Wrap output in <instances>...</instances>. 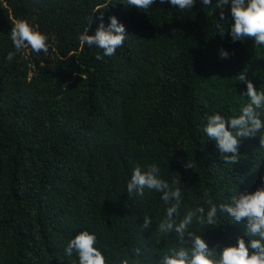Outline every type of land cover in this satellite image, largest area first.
<instances>
[{
    "label": "trees",
    "instance_id": "16d2710c",
    "mask_svg": "<svg viewBox=\"0 0 264 264\" xmlns=\"http://www.w3.org/2000/svg\"><path fill=\"white\" fill-rule=\"evenodd\" d=\"M212 2L180 11L156 0L139 11L127 0H0V264H73L64 250L84 229L109 259L141 247L151 264L176 246L156 231L160 193L127 192L137 165L155 163L163 179L179 181L181 214L264 184L258 136L241 138L231 165L203 132L206 116H236L248 102L240 73L264 90V46L221 36L217 24L229 21ZM224 11L230 20V5ZM113 15L127 34L116 54L81 49L79 35ZM18 19L48 36L47 54L28 48L7 60ZM218 219L201 229L210 246L246 230L225 213Z\"/></svg>",
    "mask_w": 264,
    "mask_h": 264
},
{
    "label": "clouds",
    "instance_id": "9594fccd",
    "mask_svg": "<svg viewBox=\"0 0 264 264\" xmlns=\"http://www.w3.org/2000/svg\"><path fill=\"white\" fill-rule=\"evenodd\" d=\"M156 0H127L130 7L147 10ZM197 0H159L160 4L169 3L180 11L193 9ZM206 7L213 5L212 0H200ZM230 5V17L226 18L225 6ZM215 9H220L217 24L221 36L227 31L233 42L252 40L256 46H264V0H216ZM105 26L103 17L94 35H88V27L79 35L81 49L96 46L103 50V55L114 56L116 50L123 46L127 37L125 26L113 15ZM10 39L15 51H10L7 60L12 61L17 53L30 48L37 54L49 51L48 36L39 31L38 25H32L27 19H18L10 30ZM230 53L221 48L219 57L228 58ZM102 59V57H97ZM240 73V72H239ZM237 81L246 85L240 95L247 98V103L236 116L225 117L220 113L206 116L203 132L209 140L215 141L220 158L227 164L239 162L241 138L259 137L260 148H264V90H259L247 75L240 73ZM186 168L192 165L186 163ZM264 180V177H262ZM179 181L169 183L160 175V168L152 163L133 168L126 188L129 195L140 197L145 191L160 193L165 206L163 218L156 231L163 237H174V247L162 254L156 253L151 264H264V184L254 191H245L231 197L229 203L217 205L211 199L206 200L207 209L203 206L185 208L181 214L183 195L177 186ZM218 213H225L235 223H245L243 235L235 237L234 243L224 246L218 242L212 246L205 238L207 229H216L219 224ZM198 225L194 228L193 225ZM152 219L148 214L143 216L141 228L149 230ZM206 229V230H201ZM167 241L165 240V243ZM97 236L87 229L79 231L68 240L65 255L75 254L77 260L73 264H147V253L141 247H133L128 253L109 259L97 246Z\"/></svg>",
    "mask_w": 264,
    "mask_h": 264
}]
</instances>
